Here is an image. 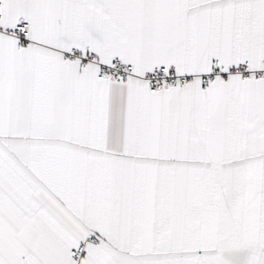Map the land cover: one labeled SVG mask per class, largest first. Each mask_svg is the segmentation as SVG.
<instances>
[{"label":"snow or ice","instance_id":"obj_1","mask_svg":"<svg viewBox=\"0 0 264 264\" xmlns=\"http://www.w3.org/2000/svg\"><path fill=\"white\" fill-rule=\"evenodd\" d=\"M0 264H264V0H0Z\"/></svg>","mask_w":264,"mask_h":264}]
</instances>
